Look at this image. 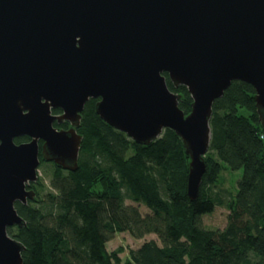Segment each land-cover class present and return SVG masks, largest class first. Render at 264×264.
<instances>
[{"label":"water","instance_id":"obj_1","mask_svg":"<svg viewBox=\"0 0 264 264\" xmlns=\"http://www.w3.org/2000/svg\"><path fill=\"white\" fill-rule=\"evenodd\" d=\"M165 73L190 92V113ZM238 80L255 89L264 127V0H0V264L24 263L9 227L26 225L15 204L36 199L41 159L79 168L90 99L141 145L177 133L197 201L214 101Z\"/></svg>","mask_w":264,"mask_h":264},{"label":"trees","instance_id":"obj_2","mask_svg":"<svg viewBox=\"0 0 264 264\" xmlns=\"http://www.w3.org/2000/svg\"><path fill=\"white\" fill-rule=\"evenodd\" d=\"M165 76L180 95L181 110L190 113L193 100L186 86L176 87ZM254 95L251 84L238 80L214 101L207 171L197 201L187 195L190 157L177 133L165 129L141 145L100 118L97 100L90 99L77 129L83 140L79 168L67 171L41 159L50 165L49 191L42 196L45 185L38 180L32 184L36 199L15 204L26 225L9 227V234L26 247L23 264H264V127ZM240 107L250 114H239ZM226 167L243 169L229 199L213 190ZM222 205L229 210L226 226L206 228L203 215ZM127 231L136 239L155 234L160 243L145 241L123 260V247L109 251L106 245Z\"/></svg>","mask_w":264,"mask_h":264},{"label":"rangeland","instance_id":"obj_3","mask_svg":"<svg viewBox=\"0 0 264 264\" xmlns=\"http://www.w3.org/2000/svg\"><path fill=\"white\" fill-rule=\"evenodd\" d=\"M238 112L239 114H244L246 116L250 114V111H248L245 107H240ZM49 166L41 163L38 169L40 178L39 180L45 185L44 189L41 191L42 196H44V194L47 193L50 189L49 182L51 174ZM242 171L243 169L230 170V168L226 167L221 173V181L217 184V186L213 187V190L215 192H218L221 198L229 199V195L231 193L235 194L237 191V181L242 177ZM126 203L135 206L138 205L140 207V211L143 212V214L150 213V209L145 207L143 204L132 202L129 199L126 200ZM228 213L229 210L225 207V205L218 206L212 213L203 215V225L209 229H223V227H225L228 222ZM150 239H155L158 243H160L155 234H149L144 236L143 238L136 239L128 231L119 232L115 234V236L110 241L107 242L106 246L109 251L117 250V248L123 247L124 252H122L120 256L123 258V260H126L129 257L130 250L138 249L143 242L149 241ZM253 261L257 262L259 260L258 258L256 259L255 257H253ZM258 264L262 263L259 262Z\"/></svg>","mask_w":264,"mask_h":264},{"label":"built area","instance_id":"obj_4","mask_svg":"<svg viewBox=\"0 0 264 264\" xmlns=\"http://www.w3.org/2000/svg\"><path fill=\"white\" fill-rule=\"evenodd\" d=\"M262 137H264V136H262Z\"/></svg>","mask_w":264,"mask_h":264}]
</instances>
